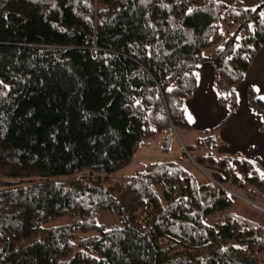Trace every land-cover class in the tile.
<instances>
[{"label": "trees", "instance_id": "1", "mask_svg": "<svg viewBox=\"0 0 264 264\" xmlns=\"http://www.w3.org/2000/svg\"><path fill=\"white\" fill-rule=\"evenodd\" d=\"M263 45L264 0H0V264H264L253 162L196 155L198 181L162 158L114 177L154 139L171 153L201 64L234 112Z\"/></svg>", "mask_w": 264, "mask_h": 264}, {"label": "crops", "instance_id": "2", "mask_svg": "<svg viewBox=\"0 0 264 264\" xmlns=\"http://www.w3.org/2000/svg\"><path fill=\"white\" fill-rule=\"evenodd\" d=\"M218 1L225 3L239 1L245 6H254L260 0ZM248 88L260 99L264 97V45L255 53L243 79L235 87L237 109L230 114L225 107L216 102L211 64L208 62L201 64L197 69L195 90L184 102V116L189 126L185 132L189 133L193 129L215 131L212 133L215 136L214 143L222 147L221 153H227L221 155L240 156L264 171V118L261 113L247 106L245 95ZM261 100L264 102V99ZM237 210L246 216L255 215L243 205L238 206ZM255 218L264 225V214Z\"/></svg>", "mask_w": 264, "mask_h": 264}, {"label": "rangeland", "instance_id": "3", "mask_svg": "<svg viewBox=\"0 0 264 264\" xmlns=\"http://www.w3.org/2000/svg\"><path fill=\"white\" fill-rule=\"evenodd\" d=\"M226 26L221 25V31L223 32L224 36H226L225 32ZM211 48L205 50V54L210 52ZM214 132H205V131H196L191 130V132L186 133L184 129H176L174 131V140L172 142L171 148H170V154H161L160 151V140L154 139L152 142H150L147 146L140 148L133 160L125 165L120 171L116 173V176H124L133 173L138 168L142 167L146 162L154 161L157 159L162 158H180L181 162L183 163V167L186 168L189 172H192L198 181L204 180V177L206 178L205 172L194 163V157L196 155H212V156H218L221 154H227V153H221L220 148L217 144H214ZM219 133V131H217ZM210 136V138H208ZM207 137V139L205 138ZM184 148H187V151L184 150ZM115 175V174H114ZM262 207H264V203H259ZM257 205H255L256 207ZM246 207V206H245ZM260 207V208H262ZM249 210L252 208L248 207ZM72 220L69 218V216H63L56 218L52 221H50L47 225L51 226H57L61 224H65L68 221ZM68 220V221H66ZM97 221L98 223L104 225L105 227H110L115 224H117L116 217L106 211H100L97 215Z\"/></svg>", "mask_w": 264, "mask_h": 264}, {"label": "snow or ice", "instance_id": "4", "mask_svg": "<svg viewBox=\"0 0 264 264\" xmlns=\"http://www.w3.org/2000/svg\"><path fill=\"white\" fill-rule=\"evenodd\" d=\"M257 91H259V89H257ZM261 99H264V97H261Z\"/></svg>", "mask_w": 264, "mask_h": 264}]
</instances>
